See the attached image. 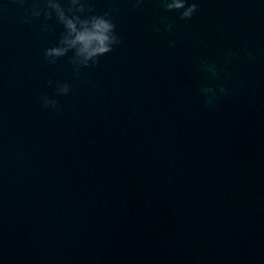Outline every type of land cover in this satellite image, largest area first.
<instances>
[{
	"label": "water",
	"instance_id": "water-1",
	"mask_svg": "<svg viewBox=\"0 0 264 264\" xmlns=\"http://www.w3.org/2000/svg\"><path fill=\"white\" fill-rule=\"evenodd\" d=\"M195 2L87 0L123 43L77 69L0 0V264H264V0Z\"/></svg>",
	"mask_w": 264,
	"mask_h": 264
},
{
	"label": "clouds",
	"instance_id": "clouds-1",
	"mask_svg": "<svg viewBox=\"0 0 264 264\" xmlns=\"http://www.w3.org/2000/svg\"><path fill=\"white\" fill-rule=\"evenodd\" d=\"M143 0H137V6ZM21 6L28 4L23 20L31 23L33 18L43 16L45 21L53 17L63 25V32L59 44L49 47L45 55L55 62L57 58L73 52L72 63L77 67L90 66L98 62V58L112 52L115 45H120L123 40L117 32V25L111 12L97 13L87 0H70L65 4L63 0H19ZM167 9H184L180 14L182 18H191L199 8L197 2L187 5L186 0H164ZM51 25L45 24V28ZM72 86L65 82L58 85V92L68 94ZM57 102L47 97L44 98V107Z\"/></svg>",
	"mask_w": 264,
	"mask_h": 264
}]
</instances>
